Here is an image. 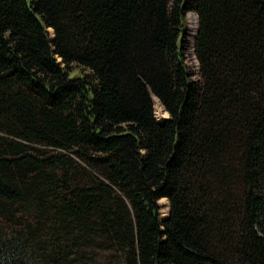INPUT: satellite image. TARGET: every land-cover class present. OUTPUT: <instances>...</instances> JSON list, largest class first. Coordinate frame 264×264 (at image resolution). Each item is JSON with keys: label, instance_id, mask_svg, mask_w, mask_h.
<instances>
[{"label": "trees", "instance_id": "trees-1", "mask_svg": "<svg viewBox=\"0 0 264 264\" xmlns=\"http://www.w3.org/2000/svg\"><path fill=\"white\" fill-rule=\"evenodd\" d=\"M0 264H264V0H0Z\"/></svg>", "mask_w": 264, "mask_h": 264}, {"label": "rangeland", "instance_id": "rangeland-1", "mask_svg": "<svg viewBox=\"0 0 264 264\" xmlns=\"http://www.w3.org/2000/svg\"><path fill=\"white\" fill-rule=\"evenodd\" d=\"M193 15H194V13H192ZM192 14H189L188 15V20H187V40L189 41L190 39H192L193 38V36L195 35V34H197V33H195L194 32V30L192 29V25H191V21H192V18H191V15ZM196 14V13H195ZM198 16V15H197ZM198 19H199V17H198ZM199 25H200V23H199ZM51 32H53V31H51ZM53 34V33H52ZM192 40H190V42H188V45H187V51H186V53H187V55L189 54V57H191V61H190V63H193L194 64V70H195V72H194V76L197 78L198 76H199V74H200V71L199 70H197V68H198V65H199V67H200V64H199V62H198V60H197V57H196V53H195V47H196V42H195V45H194V48L192 47ZM191 51H192V54H193V57L194 58H192V56H191ZM196 63V64H195ZM190 69H191V71H193V66H190ZM155 102H156V99H155ZM167 111V110H166ZM168 113V112H167ZM155 115L158 117V115H157V106H155ZM170 116V115H169ZM158 118H160V117H158ZM161 202V201H160ZM160 204V207H161V214H162V209L163 208H169V201H168V203H166V204H161V203H159ZM170 209V208H169Z\"/></svg>", "mask_w": 264, "mask_h": 264}, {"label": "bare ground", "instance_id": "bare-ground-1", "mask_svg": "<svg viewBox=\"0 0 264 264\" xmlns=\"http://www.w3.org/2000/svg\"><path fill=\"white\" fill-rule=\"evenodd\" d=\"M192 21H191V25H192V29L194 30L195 33H198V29H199V19L197 14L194 13V15H191ZM54 35V32H52ZM193 42V41H192ZM156 99V106H157V115L160 118H168L169 113H167L166 109L163 107V105L161 104V102L155 97ZM162 205L168 203V199H163L160 202ZM169 208H163L162 209V218H167L169 215Z\"/></svg>", "mask_w": 264, "mask_h": 264}, {"label": "built area", "instance_id": "built-area-1", "mask_svg": "<svg viewBox=\"0 0 264 264\" xmlns=\"http://www.w3.org/2000/svg\"><path fill=\"white\" fill-rule=\"evenodd\" d=\"M190 14H192V13H190ZM187 29H188V28H187ZM197 34H198V33H197ZM197 34H195V35L193 36V38L190 39V40L193 41V42H192V44H193L192 47H193V48H194V45H195V42H196ZM190 40H189L188 42H190ZM191 56H192V58H194V57H193V54H192V51H191ZM186 57H187L186 62H187L188 69H189L190 73L192 74V80H193V81H199V80L201 79V77H200V74H199V76H198L197 78L194 76V72H195V70H194V64H193V63H190V61H191V57H189V54L187 55V53H186ZM195 64H196V63H195ZM190 66H193V71H191ZM197 70L200 71V67H199V65H198ZM164 108H165V107H164ZM156 118H157L159 121H163V120L167 119L166 117H165V118H158L157 116H156Z\"/></svg>", "mask_w": 264, "mask_h": 264}, {"label": "water", "instance_id": "water-1", "mask_svg": "<svg viewBox=\"0 0 264 264\" xmlns=\"http://www.w3.org/2000/svg\"><path fill=\"white\" fill-rule=\"evenodd\" d=\"M198 32H199V29H198ZM170 213V212H169Z\"/></svg>", "mask_w": 264, "mask_h": 264}]
</instances>
